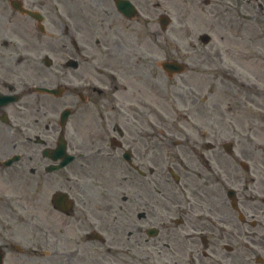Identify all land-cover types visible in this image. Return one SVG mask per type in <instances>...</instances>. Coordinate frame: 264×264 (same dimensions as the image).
<instances>
[{"label":"flooded vegetation","instance_id":"obj_1","mask_svg":"<svg viewBox=\"0 0 264 264\" xmlns=\"http://www.w3.org/2000/svg\"><path fill=\"white\" fill-rule=\"evenodd\" d=\"M240 24L264 38V0H0V264H264V41ZM163 62L257 109H157Z\"/></svg>","mask_w":264,"mask_h":264},{"label":"rangeland","instance_id":"obj_2","mask_svg":"<svg viewBox=\"0 0 264 264\" xmlns=\"http://www.w3.org/2000/svg\"><path fill=\"white\" fill-rule=\"evenodd\" d=\"M239 26L238 32L241 29L240 35L246 37L244 39L245 42L249 41V35L254 38L251 41L260 43L264 41L263 34L257 32L262 30V24L252 26L254 33L250 32L249 34L247 32L250 29L249 27L242 24ZM234 34H236L235 29H233ZM233 35H229L226 41L232 40L236 43L237 39L235 40ZM213 67L211 66L210 68L214 70ZM252 68L256 69L255 66ZM158 76L160 88L167 84L169 91H159L162 93L159 94L160 96L154 103L160 107L157 109H191L195 101L197 108L201 106V109H206L207 121H230L232 109H257L256 106L254 107V105L247 103L242 98L244 92H241L238 87L234 86L233 82L223 77L222 80L211 79L212 77L209 72L204 77L199 74L198 66H190L185 72L174 75L172 78L166 76L159 68ZM256 83L259 84L258 82ZM263 84V82L260 83L261 86ZM259 101L262 102L263 97ZM22 261L23 259L18 257L13 259L12 264H23Z\"/></svg>","mask_w":264,"mask_h":264}]
</instances>
